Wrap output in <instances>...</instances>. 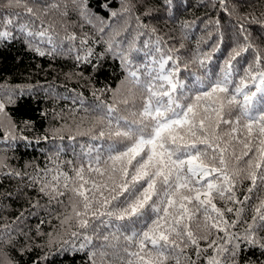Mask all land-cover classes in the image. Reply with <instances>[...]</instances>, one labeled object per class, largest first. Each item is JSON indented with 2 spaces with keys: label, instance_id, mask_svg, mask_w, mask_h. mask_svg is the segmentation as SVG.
<instances>
[{
  "label": "snow or ice",
  "instance_id": "obj_1",
  "mask_svg": "<svg viewBox=\"0 0 264 264\" xmlns=\"http://www.w3.org/2000/svg\"><path fill=\"white\" fill-rule=\"evenodd\" d=\"M69 2L86 24L99 22V33L108 37L105 53L119 61L123 79L116 88L106 89L117 97L112 103L91 106L99 114V127L82 133L96 142L82 153L86 160L78 165L66 162L72 175L59 166L45 169L29 177L28 186H38L49 203L63 208L60 224L73 228L70 236L80 239L79 250L91 248L90 264H97V257L100 264H112L111 257L119 264H197L201 257L205 264H241L243 244L264 254V47L254 42L250 31L252 24L264 31V13L261 18H238L226 51L223 34L214 41L209 33V50L198 45L185 60L170 37L149 29L140 16L139 31L129 38L130 26L106 24L92 11L90 0H66L61 18L68 15ZM125 2L122 12H129ZM159 2L171 16L173 0ZM216 2L232 15L227 0ZM96 3L102 11L111 7L106 0ZM60 7L48 0H5L0 6V45L15 40L19 32L29 49L44 56L62 54L65 40H78L74 58L92 63L96 54L88 46V33L60 39L55 22H47L50 10ZM118 15L122 13L110 12L111 18ZM215 23L218 29L219 21ZM40 44L50 45V51H42ZM5 116L0 101V130L7 129L5 139L14 140V125ZM6 168L0 159V169ZM4 175L22 176L16 171ZM244 180L250 184L241 200L237 190ZM253 194L258 203L251 222L244 221L247 227L236 231ZM217 200L224 206L218 207ZM226 213L235 219H227ZM189 249L195 250V259ZM26 250H31L27 242L21 254ZM0 264H18L3 246Z\"/></svg>",
  "mask_w": 264,
  "mask_h": 264
},
{
  "label": "trees",
  "instance_id": "obj_2",
  "mask_svg": "<svg viewBox=\"0 0 264 264\" xmlns=\"http://www.w3.org/2000/svg\"><path fill=\"white\" fill-rule=\"evenodd\" d=\"M48 2L59 3L61 6L60 9H51L47 20L48 23L55 22V32L59 33V38L63 39L73 33L80 37L88 33L91 37L88 46L96 55L90 58L92 63L78 62L74 57L79 41L65 40L62 54L41 56L25 45L19 32L16 33L15 40L0 45V101L4 102L7 113L3 119L7 121V118L11 117L14 125L11 133L15 136L14 140L5 139L7 129L0 130V159L8 165V168L0 169V233L3 234L0 236V246H3L18 264H90L88 252L91 248L79 250L80 239L70 236L73 228L60 224L58 217L63 208L54 201L49 203L48 198L38 192V186H28L29 177L42 173L45 169L55 170L57 166L61 171H69L70 165L66 164L67 161L78 165L86 160L82 153H87L89 145L96 142L90 139V135L82 133L99 127L96 119L99 114L92 112L91 106L101 101L112 103L117 97L106 89L116 88L123 76L119 61L110 53H105L104 40L108 37L99 33L101 25L98 21L86 24L73 10L70 2L68 15L61 18L60 13L64 10L66 0ZM106 2L111 7L102 11L96 0H90L92 11L103 16L106 24H111L113 28L130 26L131 38L139 31L136 17L140 16L141 20L149 25V29L154 27L165 39L170 37V43L180 50L185 60L191 59L198 45L202 51L209 50L208 44L205 43L209 41V33L214 41H219V34H223V48L226 51L232 43L230 37L236 20L246 16L261 18L264 13V0H227L231 16L216 0H173L171 16L159 0ZM122 2L131 8L129 12H122ZM4 3L5 0H0V6ZM111 11L122 15L113 19L110 17ZM146 11H151V15L145 16ZM209 20L212 21L211 24L206 23ZM217 20L218 29L215 23ZM182 22H188L189 26L183 28ZM250 31L254 42L264 47V41L261 39L264 37V31L256 24L251 25ZM143 39L146 37H140L141 41ZM39 47L45 53L51 48L47 44H40ZM69 47H73V51L69 52ZM80 54L83 55V51ZM100 54L104 55L98 58ZM93 64L99 67L93 70ZM9 96H12V102H9ZM81 100L84 101L83 105ZM85 108L89 110L86 112ZM61 136L64 138L60 139ZM8 171L20 172L22 176L4 175ZM69 174L72 175L70 171ZM51 175L52 172L49 173V178ZM89 175L85 173L86 178ZM249 184L250 181L244 180L243 185L238 188L237 195L241 200L247 194ZM216 203L218 207L224 206L222 201L217 200ZM257 203V197L253 194V198L245 206L236 231L242 232L247 227L244 221L251 222L253 206ZM226 217L229 220L235 219L233 213H226ZM5 225L9 227L5 228ZM49 233H53L51 238ZM260 235H264V231L260 232ZM9 236L12 238V244L8 243ZM50 239L53 241L51 244ZM62 240L71 242L65 244ZM25 242L31 250L21 254L20 249ZM204 245L205 242L201 241V246ZM241 247V264H247V261L264 264V254L259 248L246 244ZM211 251L209 249V254ZM194 253V249H189L193 259ZM111 259L112 264H119L115 257ZM97 264H100L99 257ZM197 264H205L203 257Z\"/></svg>",
  "mask_w": 264,
  "mask_h": 264
},
{
  "label": "bare ground",
  "instance_id": "obj_3",
  "mask_svg": "<svg viewBox=\"0 0 264 264\" xmlns=\"http://www.w3.org/2000/svg\"><path fill=\"white\" fill-rule=\"evenodd\" d=\"M197 13V12H196ZM194 14V13H193ZM108 18V17H107ZM114 19V18H113ZM110 20H111V18H110ZM106 23V22H105ZM112 23V22H111ZM115 23V22H114ZM118 23V22H117ZM116 24V23H115ZM53 78V77H52ZM25 84V83H24ZM37 97V96H36ZM36 104V103H35Z\"/></svg>",
  "mask_w": 264,
  "mask_h": 264
}]
</instances>
